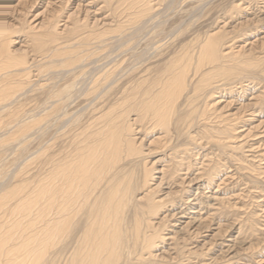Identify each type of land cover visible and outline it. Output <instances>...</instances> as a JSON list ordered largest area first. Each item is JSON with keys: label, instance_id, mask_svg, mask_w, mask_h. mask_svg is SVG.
Returning <instances> with one entry per match:
<instances>
[{"label": "rangeland", "instance_id": "1", "mask_svg": "<svg viewBox=\"0 0 264 264\" xmlns=\"http://www.w3.org/2000/svg\"><path fill=\"white\" fill-rule=\"evenodd\" d=\"M24 1L0 0V15L6 27L24 29L13 36L11 48L20 53L24 51L29 65L33 66L27 81L34 91L18 98L13 110L23 121L28 117L37 121L33 131L38 130L40 139L31 138L28 144H20L23 155L14 151L13 155L0 159V192L7 185V177L23 166L14 172L12 186L16 188L0 193V210L5 205H13L14 197L24 194L33 201L28 205L27 200L25 209H36L40 160L48 161L55 150L64 151L76 135L121 103L125 90H133L132 85L143 80L139 53L145 45L141 46L140 34H136L140 29L136 18L143 10H150L157 16L152 22L159 25L155 32L161 33V38L181 25L188 27L184 44L196 36L221 37V52L233 60L228 65L238 63L242 69L235 79L221 81L199 97L195 107L198 112L207 110L211 115L207 121L195 124L189 131L179 127L185 108L181 102L169 131L155 128L135 137L144 154L148 151L145 161L149 165L150 190L154 192V201L163 206L152 221L156 227L161 221H168L162 227L163 239L154 248L156 261L160 264H264V0H34L37 3L26 0L27 5ZM41 22L49 25L51 32L54 29L58 42L37 52L25 34L31 31L29 28L42 26ZM129 36H135L132 43L137 40L138 47L127 45ZM73 46L78 52V65L49 70L50 62L66 58L61 56L50 61L47 55L55 49L67 52ZM172 56L151 59L146 67L158 69ZM113 78L119 81L114 83ZM97 82L102 87L100 90L113 87L95 105L91 103V95L67 105L61 125L67 121L74 124L65 129L68 138L65 141L57 134L54 115L46 110L49 96L72 83L75 90H80ZM89 105L92 108L88 110ZM129 117L137 124L136 112ZM8 118L7 115L2 118L3 124L8 123ZM222 119L228 120L230 128L227 129L231 131L227 130L220 140L209 139L208 133L217 136L222 131ZM42 146L46 147V153L37 159ZM44 167L49 170V166ZM169 215H174L173 219ZM31 217L32 214L26 221ZM31 223L36 225V220Z\"/></svg>", "mask_w": 264, "mask_h": 264}, {"label": "bare ground", "instance_id": "2", "mask_svg": "<svg viewBox=\"0 0 264 264\" xmlns=\"http://www.w3.org/2000/svg\"><path fill=\"white\" fill-rule=\"evenodd\" d=\"M27 8L29 11V7ZM154 16L150 10H143L136 18L140 29L135 33L140 34L141 46L145 45L139 53L142 57L143 80L132 85L133 90H125L123 93L126 95L122 98V104L117 103L109 111L101 114L94 123L86 127L85 131L82 130L76 135L64 151L54 149L48 161L40 160L36 209L33 207L25 209L29 196L24 194L17 195L14 197L13 205H5L6 207L0 210V264H160L156 261L158 258L154 248L157 242L163 239L162 227L165 228L168 221H161L162 224L157 227L152 221L163 206L154 201V192L150 190L149 165L145 161L149 155L148 151L144 154L142 147L136 144L135 137L139 133L147 134L155 128L169 131L181 102H184L185 108L182 112L184 116L178 121L179 127L189 131L195 124L207 121L211 116L207 110L198 112L195 107L199 97L209 92L215 84L235 79L242 73V69L238 63L228 65L233 60L226 58L221 52V37L196 36L189 44H184L187 40L185 34L188 27L186 26V29L185 25H181L168 34L166 32V35L164 33L161 38V33L155 32L159 25H153ZM5 25V20L1 16L0 159L3 160L14 151H23L22 145L31 138L34 140L39 138L38 130L33 131L37 121L33 117L23 121L13 110V104L18 98L34 91L31 82L27 81L29 69L33 66L29 65L24 51L20 53L11 48L13 36L24 32V29ZM36 28H29L31 31L25 34L35 51L43 52L48 45L58 42V34L54 29L51 32L49 25L43 24L37 30ZM134 38L135 36L127 38L128 46H137V36L136 41L132 43ZM119 46L122 47L120 44ZM74 48L70 47L67 52L55 49L50 56L47 55L51 58L50 61L61 56L66 58L50 62L49 70L57 66L63 69L78 65V52ZM171 55L173 56L167 63L158 69L151 70L146 67V63L151 59L159 60ZM113 80L114 83L119 81ZM99 83L80 90H75V84L72 83L49 96V108L46 110L54 115L56 120L54 126H57L55 130L65 141L68 140L65 129L74 124L73 120L72 124L67 121L68 125L67 122L61 125L66 108L77 98H86L90 95L93 105L100 102L113 86L100 90L102 87ZM72 89L75 91L71 92ZM89 108L90 105L88 110ZM132 112H136L137 128L134 127L137 124L129 117ZM5 115L9 117V121L3 124L5 121L2 118ZM222 122L224 123L222 131L217 136L208 133L209 139L220 140L227 130L231 131L227 129L230 128L228 120L222 119ZM12 140L14 142L9 144ZM43 146L38 147L37 159L43 158L46 153V147ZM22 153L20 154L23 155ZM46 165L49 166L48 171L43 169ZM14 172L7 177V185L0 192L1 195L16 188L12 186ZM32 203L33 201L29 199L28 205ZM31 214L32 217L26 221ZM173 217L174 215L170 216V219ZM33 220H36V225L30 224Z\"/></svg>", "mask_w": 264, "mask_h": 264}]
</instances>
